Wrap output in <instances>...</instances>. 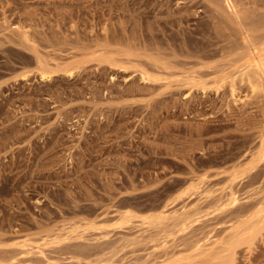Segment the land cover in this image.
<instances>
[{
    "label": "rangeland",
    "instance_id": "rangeland-1",
    "mask_svg": "<svg viewBox=\"0 0 264 264\" xmlns=\"http://www.w3.org/2000/svg\"><path fill=\"white\" fill-rule=\"evenodd\" d=\"M261 60L264 0H0V264H264Z\"/></svg>",
    "mask_w": 264,
    "mask_h": 264
},
{
    "label": "bare ground",
    "instance_id": "bare-ground-1",
    "mask_svg": "<svg viewBox=\"0 0 264 264\" xmlns=\"http://www.w3.org/2000/svg\"><path fill=\"white\" fill-rule=\"evenodd\" d=\"M228 2L231 3V0H228ZM231 7H232V6H231ZM234 8H236V7H234ZM261 18H262V17H261ZM254 49H255V47H254ZM259 51H260V50H259ZM158 59H160V58H158ZM156 60H157V59H156ZM160 60H161V59H160ZM252 61H253V59H252ZM165 62H166V60H165ZM168 62H169V61H167L166 63H168ZM249 63H251V61H249ZM163 65H167V64H163ZM253 65H254V66H253L254 69H252V70H253L252 72H253V74H254V77H258V76L264 75V61L261 60L259 63H258V61H257V62H255V63H253ZM158 68H159V66H158ZM158 68H157V69H158ZM161 68H162V67H161ZM250 68H251V67H250ZM247 69H248V68H247ZM247 69H246V70H247ZM243 71H244V72H243ZM243 71H242V74H241V75H242V76H243V75L247 76L248 81H249L252 85H255V84H256L255 79L252 78V76L250 75L249 71H245V70H243ZM43 73H44V71H41V75H43ZM143 74H145L144 71L142 72V75H143ZM241 75H240V76H241ZM184 76H185V75H184ZM242 76H241V77H242ZM142 77H143V78H146V79H153V78L150 77L148 74H147V75L145 74V75L142 76ZM161 77H163V76H161ZM156 78H158V77H156ZM156 78H155V79H156ZM258 78H260V77H258ZM162 79H163V78H162ZM240 79H241V78H240ZM193 80H194V79H193ZM152 81H153V80H152ZM179 81H180V80H179ZM190 81H191V80H189V82H188L189 84H190ZM181 82H182V81H181ZM193 82L195 83V81H193ZM196 82H197V81H196ZM201 82H203V81H201ZM201 82H200V86H199V85H198V86H199L201 89H204V84H205V83H201ZM197 83H199V82H197ZM182 84H183V83H182ZM231 85L233 86V84H231ZM198 86H197V87H198ZM256 86H257V85H256ZM216 87H218V86H216ZM252 87H254V86H252ZM204 90H205V89H204ZM230 198L235 199V197H233V195H232V197H230Z\"/></svg>",
    "mask_w": 264,
    "mask_h": 264
}]
</instances>
